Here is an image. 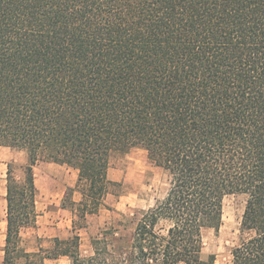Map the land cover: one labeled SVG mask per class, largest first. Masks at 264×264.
Returning a JSON list of instances; mask_svg holds the SVG:
<instances>
[{"label": "trees", "instance_id": "trees-1", "mask_svg": "<svg viewBox=\"0 0 264 264\" xmlns=\"http://www.w3.org/2000/svg\"><path fill=\"white\" fill-rule=\"evenodd\" d=\"M0 147L26 154L21 180L7 164L3 264H214L202 230L231 195L245 204L230 264H264V0H0ZM132 148L168 187L127 251L92 238L82 258L75 222L22 248L37 162L77 171L83 224L114 184L108 157Z\"/></svg>", "mask_w": 264, "mask_h": 264}, {"label": "rangeland", "instance_id": "rangeland-1", "mask_svg": "<svg viewBox=\"0 0 264 264\" xmlns=\"http://www.w3.org/2000/svg\"><path fill=\"white\" fill-rule=\"evenodd\" d=\"M7 164H11L15 180H21L26 154L0 147V250L4 245L5 234ZM33 174L37 189L36 222L32 227L20 231L22 248L28 252H36L39 248L51 249L55 238L66 240L72 236V222H75L82 258L92 255V238L100 242V246L96 247L112 245L114 253L118 254L127 251L140 213L152 207L156 200L162 199L168 187L165 173L149 161L142 149L132 148L127 153L111 154L108 157L107 177L114 184L98 212L86 215L85 221L80 224L70 210L71 202L77 204L81 199L76 186L77 171L39 161L33 167ZM244 204L245 198L240 195L224 198L220 228L217 231L202 230L203 260L212 255L214 264H230V251L238 243ZM2 257L0 251V264H3ZM44 264H70V261L59 257L45 260Z\"/></svg>", "mask_w": 264, "mask_h": 264}, {"label": "crops", "instance_id": "crops-1", "mask_svg": "<svg viewBox=\"0 0 264 264\" xmlns=\"http://www.w3.org/2000/svg\"><path fill=\"white\" fill-rule=\"evenodd\" d=\"M77 180V179H76ZM81 200V199H80ZM78 236H79V234H78ZM80 252V251H79ZM64 258H67V257H64ZM58 259V258H57ZM56 260V259H55Z\"/></svg>", "mask_w": 264, "mask_h": 264}]
</instances>
